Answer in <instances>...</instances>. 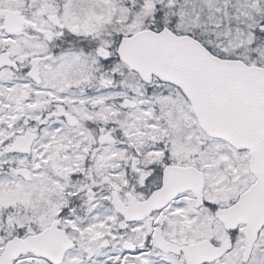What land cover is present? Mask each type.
<instances>
[{
  "label": "snow or ice",
  "instance_id": "obj_1",
  "mask_svg": "<svg viewBox=\"0 0 264 264\" xmlns=\"http://www.w3.org/2000/svg\"><path fill=\"white\" fill-rule=\"evenodd\" d=\"M0 264H264V0H0Z\"/></svg>",
  "mask_w": 264,
  "mask_h": 264
}]
</instances>
